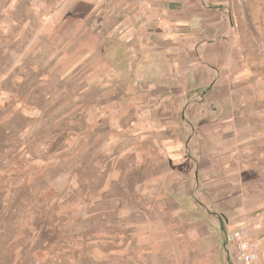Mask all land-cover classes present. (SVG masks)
I'll return each instance as SVG.
<instances>
[{
  "label": "rangeland",
  "instance_id": "obj_1",
  "mask_svg": "<svg viewBox=\"0 0 264 264\" xmlns=\"http://www.w3.org/2000/svg\"><path fill=\"white\" fill-rule=\"evenodd\" d=\"M98 1L0 0V264L187 262L185 252L169 251L164 257L152 250L149 234V246H143L138 235L144 229L136 228L151 224L150 213H160L153 205L159 189L153 196V189L144 188L142 173L127 171L130 158L120 161L113 153L119 146L103 144L88 122L98 110L95 83L84 88L68 75L86 64L103 66V59L73 61L81 54L73 51L80 45L76 38L85 33L82 20L88 21V32L93 29V44L99 42L94 30ZM104 1L111 7V0ZM200 5L201 18L216 24L212 38L221 42L208 52L215 62L202 60L200 66L246 70L232 81L242 84L233 93V105L238 112L241 102L248 122L257 124L264 149V0H200ZM105 37L108 66L126 69L125 50L113 33ZM215 54L222 57L221 65ZM230 93L202 92L210 105L207 115L218 107L226 115L232 109L227 107ZM210 190L196 202L213 197ZM235 190L244 192L241 182ZM228 197L216 195L217 211ZM166 202L173 211L172 200ZM198 208L205 210L202 204ZM216 218L222 237L227 220ZM225 234L223 264H232Z\"/></svg>",
  "mask_w": 264,
  "mask_h": 264
},
{
  "label": "crops",
  "instance_id": "obj_2",
  "mask_svg": "<svg viewBox=\"0 0 264 264\" xmlns=\"http://www.w3.org/2000/svg\"><path fill=\"white\" fill-rule=\"evenodd\" d=\"M98 3L94 29L98 45L93 44L92 27L88 32V21L82 20L85 33L76 38L80 45L73 51L81 54L73 61L103 59V66L85 63L88 68L70 69L68 75L84 88L95 83L98 110L88 122L103 144L119 146L114 156L120 161L130 158L127 171L141 172L144 188L153 189V196L159 189L153 205L160 213H150L151 224L136 228L144 229L138 235L143 246H149V234L151 249L164 257L169 251L187 253V262L177 264H223L225 232L236 230L248 217L262 254L257 264H264V172L255 164L259 157L264 165V149L259 148L257 124L248 122L241 102L240 112L233 105V93L240 92L242 84L232 81L246 70L200 66L202 60L210 61L208 52L221 45L212 38L216 24L201 18L200 0H111V7L104 0ZM109 32L125 50L126 69L111 68L106 62L103 49ZM215 55L221 65L222 57ZM205 91L231 92L227 107L232 109L225 115L218 107L207 115L210 105L201 95ZM240 182L244 192L239 194L235 186ZM206 189L213 197L196 202ZM217 194L229 196L219 211ZM170 199L173 211L166 207ZM201 204L206 211H200ZM217 215L227 220L222 237Z\"/></svg>",
  "mask_w": 264,
  "mask_h": 264
},
{
  "label": "built area",
  "instance_id": "obj_3",
  "mask_svg": "<svg viewBox=\"0 0 264 264\" xmlns=\"http://www.w3.org/2000/svg\"><path fill=\"white\" fill-rule=\"evenodd\" d=\"M155 20H160V17ZM255 241L254 224L248 217L242 220L236 230L226 233L225 242L230 250L232 264H257L262 254Z\"/></svg>",
  "mask_w": 264,
  "mask_h": 264
}]
</instances>
